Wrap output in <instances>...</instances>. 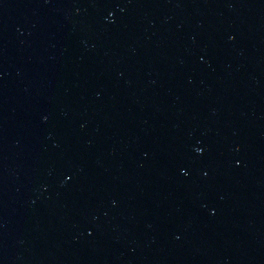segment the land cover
Segmentation results:
<instances>
[{
  "label": "water",
  "instance_id": "water-1",
  "mask_svg": "<svg viewBox=\"0 0 264 264\" xmlns=\"http://www.w3.org/2000/svg\"><path fill=\"white\" fill-rule=\"evenodd\" d=\"M0 264H264V0H0Z\"/></svg>",
  "mask_w": 264,
  "mask_h": 264
}]
</instances>
